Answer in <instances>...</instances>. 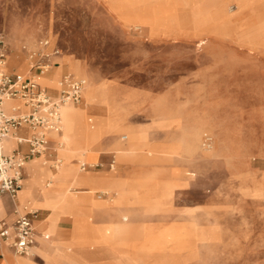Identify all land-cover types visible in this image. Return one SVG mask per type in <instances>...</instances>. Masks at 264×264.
<instances>
[{"label":"rangeland","instance_id":"1","mask_svg":"<svg viewBox=\"0 0 264 264\" xmlns=\"http://www.w3.org/2000/svg\"><path fill=\"white\" fill-rule=\"evenodd\" d=\"M0 27L9 71L27 72L33 62L28 50L46 38L60 50L55 60H67L62 73L83 77L85 90L104 101L111 115L129 111L127 123L146 128L151 141L166 143L172 133L177 140L184 134L176 123L152 125L146 111L151 100L152 113L180 117L185 127L203 119L198 147L215 145L212 152L201 150L211 156L185 149L171 156L150 155L146 148L117 152L108 146L110 135L99 138L97 158L92 160L98 166L81 170L80 157L73 155V165L85 177L123 176L141 168L168 180L171 170L190 172L177 179L165 211L135 213L126 221L183 223V230L164 238L166 249L157 247L155 252L156 258L165 254L169 261L129 264H264V0H0ZM49 73L43 75L51 78ZM43 75L39 82L55 88L56 83L45 82ZM83 93L82 101L71 105L78 109L87 104L85 122L94 124L93 116L103 108H93V114ZM122 134L115 137L125 143ZM47 140L46 150L30 159L38 158L56 171L57 150L59 154L65 146L58 139ZM111 160L113 169L108 166ZM27 176L24 169L23 178ZM95 186L80 195L92 200L108 196H97L109 194L108 185H100L102 190ZM28 202L33 208L41 206ZM84 209L85 222L94 223L95 216ZM122 215L118 220L123 223ZM66 220L65 229H57L50 239L69 255L85 249L92 256L88 264H101L105 254L97 245H70L71 223L77 218L67 214ZM129 250L134 253V247ZM145 250L152 254V248ZM32 252L30 257L42 263L37 251Z\"/></svg>","mask_w":264,"mask_h":264},{"label":"crops","instance_id":"2","mask_svg":"<svg viewBox=\"0 0 264 264\" xmlns=\"http://www.w3.org/2000/svg\"><path fill=\"white\" fill-rule=\"evenodd\" d=\"M51 48L52 47L50 46V49ZM57 56L52 59L51 67L60 64L55 60L57 59ZM48 73L49 70L46 74ZM63 74L66 73H61L60 77ZM46 87L51 90L54 89L48 86ZM154 102L155 99L151 100L146 109L148 116L151 118L152 125L165 128L176 123L178 125L177 128L181 130V134H183L182 129H184L183 137H180L177 140V138L173 136L174 133H172L166 143L158 142L157 140L151 141L148 138L147 129L137 125H129L127 123V114L129 111H123L117 114V116H113L107 112V122L102 130L101 138L106 135L113 136L109 141L108 146L117 152L123 153H134L145 148L148 154L151 153L150 155L162 152L167 156L177 153V150L180 149H185L188 152L199 151L198 140L204 133L202 129L205 125L203 119L197 120L192 123V125L185 127L180 117L172 116V114L160 116L159 114L152 113L151 109ZM162 103L164 102L162 101ZM83 106L88 111L87 104H83ZM90 108L92 113L95 114L96 112L91 105ZM72 109L73 106L69 105L65 107L63 111L67 114ZM120 131L124 132V134L121 135V139H123V137H125L124 139H127L125 143L118 141L115 137V134ZM59 133L60 132H57V134H54L53 136L50 135L47 139L56 140ZM18 134L26 137L30 134V131L27 128H20ZM99 141L100 139L98 138L93 151H88L87 153L84 152V154L83 150L78 147L71 149L70 151H65L62 154L64 161L62 173L69 174L76 171V167L72 163L73 155L79 156V160L94 164L92 160L97 158V155L95 154H97ZM5 146L7 151L12 150L13 148H18L23 152L27 151L26 145H19L15 140H7ZM58 150L56 156L58 155ZM200 152L204 155L211 156V154H206L201 150ZM213 156L218 155L213 154ZM41 162L42 160L38 158L30 159L27 162L25 169L28 176L23 179V181L27 180L25 184L23 183L24 188L29 185L31 176L32 178L36 177L34 183L43 182L44 184L47 176L50 173L55 172V170L52 171L49 166ZM110 162L108 163V166ZM185 172L186 173L183 174V171L180 173V171L174 172L171 170V176L168 180L160 179L157 172H149L141 168L133 173L125 171V175L123 176L117 174L101 175L99 177L101 183H96V177L91 174L87 176L88 180H85V182H81L78 178L77 182H75V186L71 187L74 188V190H71L69 195L66 196L65 204L63 206L51 205L44 207L34 205L35 209L38 211L37 217L34 221L35 227L38 232L49 235V239H43L39 236V245L35 248L37 256L42 263H38L31 257L17 256L13 254L12 251L0 241V264H81L82 262L88 264L90 263L89 259L92 258V256H90L85 249L80 248L86 243H93L102 249V253L105 254V260H99L101 264H129L132 262L141 263L145 261L149 263L167 262L169 259L165 254H159L156 258L155 252L157 247L164 248L165 250L168 245L165 243L164 238L172 231L183 230V223L171 222L167 225H161L159 223H153V221L150 220L140 219L138 224L135 225L133 221H126L128 216H132L135 213H139V216H143L165 211L166 200L170 197L173 187L178 185L177 179L183 177L185 174L190 175V172ZM107 182L116 185L117 193H110L102 200H92L85 195H80V193L91 192L93 185H97V187H95L101 188V190L102 187H100V185L107 188L108 186L104 184ZM86 187H89L90 189H83ZM75 189L80 190L75 191ZM19 192V203L31 208L32 205L28 202L25 193ZM93 206H102L103 208L97 209ZM12 208L13 203L9 196L6 194H0V218H9ZM82 208H85L84 213L86 215L92 214L95 216L94 223L87 224L85 222V215L81 214ZM119 213L123 214L121 220L125 222L122 223L118 220ZM67 214L73 215L77 218L75 224H73V222L71 223L72 239L70 242V245L80 248L78 249L79 252L77 253V256L73 254L69 255L67 252L64 253V248L50 239V235L55 233L57 229H65V225L68 223L66 220ZM145 237H150V240L145 242ZM131 247H134L133 254H130L129 252ZM146 247L152 248V254H145ZM107 257L111 259L108 260Z\"/></svg>","mask_w":264,"mask_h":264},{"label":"built area","instance_id":"3","mask_svg":"<svg viewBox=\"0 0 264 264\" xmlns=\"http://www.w3.org/2000/svg\"><path fill=\"white\" fill-rule=\"evenodd\" d=\"M34 48L28 50L33 58L27 72L8 70V47L0 27V194L9 196L13 203L10 217L0 218V241L18 255H33V247L38 244L37 236L49 239V235L38 232L34 221L38 211L31 210L18 201V192L23 186L25 163L46 150L47 131H60L59 107L66 103L78 104L82 100L85 79L71 73L63 74L53 90L43 86L39 77L52 66V59L60 52L43 38ZM7 101H11L6 105ZM20 128L30 131L28 136L18 134ZM19 145H26L27 151L18 148L7 151L4 142L9 139ZM125 137H123L124 139ZM114 160L109 167L114 168ZM86 163L80 169L96 167ZM108 195L99 192L98 198ZM35 253V252H34Z\"/></svg>","mask_w":264,"mask_h":264},{"label":"bare ground","instance_id":"4","mask_svg":"<svg viewBox=\"0 0 264 264\" xmlns=\"http://www.w3.org/2000/svg\"><path fill=\"white\" fill-rule=\"evenodd\" d=\"M65 61H67L66 58H63L61 63L58 64L57 67H55V69L53 71H51V73H49L50 75H53L51 78L46 76V75H43L42 79L45 82H50L51 84L56 83V85L54 87H57L56 77H57V75H61V73L63 72V68H64L63 66H64ZM88 78L90 79L92 84L96 85V82H94L89 77V74H88ZM85 87H86V83H85V86L83 88V92L85 91V95H86L88 101L91 102L92 108H95V107L96 108H103L104 111L99 110L100 111L99 114H96L95 116H93L95 118L94 124H87L85 122V113H86L85 108H78L77 109V108L73 107V109L70 110V112L66 114L63 111V109L65 107L71 105V103H66V104H63L59 107V112H60V117H61V119H60L61 131H47L46 136L47 137L50 135L53 136L54 134H57V132H60L58 134V136L56 135L57 136L56 140L58 139L61 143H64L65 149L63 152L59 153L58 156H56V160H55L56 171L54 173H50L47 176V178H46L47 181L45 180L44 184H43V182L34 183L36 177L32 178V176H31L30 183L26 187V193H25L28 201L38 202L41 206H44V207L51 206V205L63 206L65 204L66 196L69 195L68 192H69L72 184L77 182L78 178L80 180H88L87 177H85L82 173L78 172L77 170L75 172H72L69 174L62 173V169H63V165H64L62 154L65 151H70L71 149H74L77 147L81 148L83 150V154H84V152L87 153L88 147L91 144H93L95 141H97L98 138L101 137L102 130L104 129L106 122H107L108 109L106 107V104L103 103L104 101L101 102L98 99H96L94 92L90 91V90H85ZM104 91H102V92H104ZM83 92H82V99H83V94H84ZM10 103H11V101H7L6 105H9ZM125 112H124V114H125ZM121 125H122V123H121ZM113 128H115V127H113ZM7 140H14V138H9ZM6 141L4 142V146L6 144ZM201 145H202V141L200 142V148H201ZM5 148H6V146H5ZM215 149H216L215 145H209L207 148H201V150L204 152H212ZM39 157H42V156H39ZM27 162L25 163V167L27 165ZM80 162L86 163L83 160H80ZM86 164H88L90 166L95 165V164H89V163H86ZM180 173H181V171H180ZM95 181L96 182L100 181L99 177H96ZM26 182H27V180H25V183ZM23 183H24V181H23ZM105 184H107L109 186V190H108L109 194L110 193H117L115 184L109 183V182H107ZM22 190H23V187L19 193H21ZM30 209L31 210H37V209L33 208L32 206ZM38 237L39 236H37V241H38ZM37 245H39V241H38V244H36L33 247L34 250H35ZM17 256H24V255H17ZM25 257H30V256H25Z\"/></svg>","mask_w":264,"mask_h":264}]
</instances>
